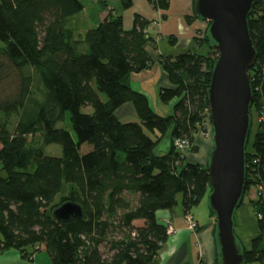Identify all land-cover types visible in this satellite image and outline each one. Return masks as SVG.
<instances>
[{
    "label": "trees",
    "instance_id": "obj_1",
    "mask_svg": "<svg viewBox=\"0 0 264 264\" xmlns=\"http://www.w3.org/2000/svg\"><path fill=\"white\" fill-rule=\"evenodd\" d=\"M111 2L120 11L133 6V0H99L104 9ZM147 2L157 12L170 5ZM83 11L81 0H0V253L16 250L28 258L44 248L52 264H158L169 237L158 212L173 211L181 196L191 214L210 194L208 166L186 161L174 142L186 139L190 152L198 151L195 137L210 119L218 53L207 31L194 43L208 53L160 58L173 87L160 90V101L176 102L163 117L131 88L132 75L153 67L145 51L152 25L137 16L126 32L122 16L109 10L98 27L79 35L72 22ZM248 26L258 60L249 72L254 103L240 207L256 189L249 204L259 235L250 251L242 250L246 264H264V0L255 1ZM126 104L139 123L117 119ZM88 108L92 113H83ZM253 112L263 121L249 152ZM67 114L73 132L57 127ZM38 135L41 147L29 142ZM50 145L60 146L62 156H46ZM68 202L82 208L83 218L54 217Z\"/></svg>",
    "mask_w": 264,
    "mask_h": 264
},
{
    "label": "crops",
    "instance_id": "obj_2",
    "mask_svg": "<svg viewBox=\"0 0 264 264\" xmlns=\"http://www.w3.org/2000/svg\"><path fill=\"white\" fill-rule=\"evenodd\" d=\"M84 11L72 22V27L77 34L83 35L88 30L98 27L108 16L109 10H117L122 16L123 29L129 32L133 29L135 18L140 16L151 25L148 29L150 38L145 51L153 61L150 70L131 76V88L133 91L145 95L152 109L160 116L168 117L173 113L175 101L169 105H163L159 98L160 90L172 89L168 75L163 71L159 60L164 57H177L178 55L196 49L200 53H208L206 46H197L195 38H202L208 30V24L195 14V0H170L169 9L166 12L153 10L147 0H133V6L127 11H120L118 2H111L108 9H104L99 0H81ZM160 110V111H159ZM167 112L166 115H162ZM115 116L122 123H139L135 108L132 104L122 106ZM208 134V133H207ZM170 143L165 140L162 147ZM197 155L188 154L186 161L208 166L209 157L213 150V136L198 134L195 137ZM161 152V150H158ZM195 156V158H193ZM253 189L250 194H253ZM255 196V195H254ZM209 194L202 203L195 208L191 215L198 225V229L192 231L186 222V214L183 211L181 201L173 211L158 212L157 218L162 225L169 223L172 233L159 254L158 264H217L218 250L213 234L215 233V218L209 208ZM254 198V197H253ZM252 198H249V201ZM142 225V224H141ZM235 235L243 249L251 250L252 241L259 235V228L254 212L250 204L244 203L235 214ZM45 252L44 248L33 256L24 258L23 254L16 250H8L0 253V264H37L39 253Z\"/></svg>",
    "mask_w": 264,
    "mask_h": 264
},
{
    "label": "water",
    "instance_id": "obj_3",
    "mask_svg": "<svg viewBox=\"0 0 264 264\" xmlns=\"http://www.w3.org/2000/svg\"><path fill=\"white\" fill-rule=\"evenodd\" d=\"M256 0H195L197 18L206 22L218 59L212 72L208 100L213 150L208 162V203L215 218L213 234L217 264H246L235 235V214L245 194L246 146L254 103L250 70L258 60L248 19ZM54 217L63 222L83 218L82 208L68 202Z\"/></svg>",
    "mask_w": 264,
    "mask_h": 264
},
{
    "label": "rangeland",
    "instance_id": "obj_4",
    "mask_svg": "<svg viewBox=\"0 0 264 264\" xmlns=\"http://www.w3.org/2000/svg\"><path fill=\"white\" fill-rule=\"evenodd\" d=\"M34 90H37L36 88H34ZM39 90H37V94L38 96L40 97L41 94H39ZM160 111V110H159ZM83 113H92V109L91 108H88V109H83ZM160 113H164L163 111L160 112ZM167 112H165L164 114L162 115H166ZM172 114V113H171ZM69 119H70V115L67 114L66 115V119L64 122L62 123H59L58 124V128L60 129H65V130H68L69 132H73L72 131V128L70 126V122H69ZM263 121V116H260L259 114L253 112V130H252V136L250 138V141H249V146H248V151L251 152L252 151V143H253V139H254V135L256 133V130L258 128V124L260 122ZM17 120L16 118H14L12 120V125H11V131L14 130V127H15V124H16ZM208 133V134H207ZM200 134L202 135H209L210 137L213 136V129H212V123H211V119H207L206 121V125H205V131H201ZM29 142L30 144H33L35 147H41L43 144H42V140L40 138V136H36L34 138L30 137L29 138ZM44 153L46 156H49V157H61L62 156V150H61V147L58 146V145H50V146H47L45 149H44ZM198 151L196 153H193V152H189V154H193V155H197ZM193 158H195V156H193ZM253 194H250V192L248 193V195L246 196L245 198V201L244 203H248L249 204V198H252L251 200H255L256 198V194H257V191L256 189H253ZM255 195V196H254ZM254 197V198H253ZM181 198V196H180ZM254 212V211H253ZM256 218V217H255ZM141 223H138L137 226H140ZM197 228H198V225H197ZM37 264H52V261L49 257V255L46 253V252H43V253H39V257L36 261ZM253 264H260V263H253Z\"/></svg>",
    "mask_w": 264,
    "mask_h": 264
},
{
    "label": "built area",
    "instance_id": "obj_5",
    "mask_svg": "<svg viewBox=\"0 0 264 264\" xmlns=\"http://www.w3.org/2000/svg\"><path fill=\"white\" fill-rule=\"evenodd\" d=\"M157 23H153L152 26H156ZM207 121V120H206ZM174 147L175 150L182 156L185 157L189 154V152L191 151V149L193 148V143L191 144L188 140L186 139H176L174 142ZM259 196L258 192L256 194V198L257 199ZM258 219H261V217H259ZM186 222L189 226V229L194 231L197 228V223L195 222L194 218L192 217L191 214H187L186 215ZM167 230H168V234L172 233V228L171 225L169 223H167V225H164Z\"/></svg>",
    "mask_w": 264,
    "mask_h": 264
}]
</instances>
